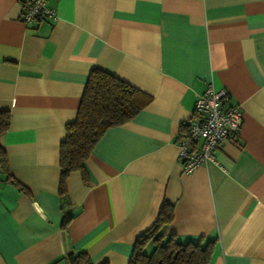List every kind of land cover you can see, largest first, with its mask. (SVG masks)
Segmentation results:
<instances>
[{
	"label": "crops",
	"instance_id": "obj_1",
	"mask_svg": "<svg viewBox=\"0 0 264 264\" xmlns=\"http://www.w3.org/2000/svg\"><path fill=\"white\" fill-rule=\"evenodd\" d=\"M56 20L24 24L0 0V264H128L135 238L173 206L162 234L213 243L208 264H264V0H46ZM151 96L105 130L59 197V143L88 72ZM208 83L243 121L215 161L184 173L176 141ZM22 187V189H21ZM62 208L70 216L62 225Z\"/></svg>",
	"mask_w": 264,
	"mask_h": 264
},
{
	"label": "trees",
	"instance_id": "obj_2",
	"mask_svg": "<svg viewBox=\"0 0 264 264\" xmlns=\"http://www.w3.org/2000/svg\"><path fill=\"white\" fill-rule=\"evenodd\" d=\"M151 96L114 74L98 67L88 72L76 116L66 123L64 138L59 143V197L62 206L68 203L65 179L79 171L88 184L84 161L96 141L111 126L129 121L146 106ZM9 124V113L0 110V132ZM4 159L0 157V167ZM22 189V187H21ZM62 225L69 221L68 211L62 208ZM173 219V206L164 201L153 224L134 240L128 264H208L213 243L201 240L179 242L174 234H162L161 228ZM63 264H93L85 251H69ZM100 264H109L102 262Z\"/></svg>",
	"mask_w": 264,
	"mask_h": 264
},
{
	"label": "built area",
	"instance_id": "obj_3",
	"mask_svg": "<svg viewBox=\"0 0 264 264\" xmlns=\"http://www.w3.org/2000/svg\"><path fill=\"white\" fill-rule=\"evenodd\" d=\"M19 19L24 24L35 23L43 17L56 20L54 9L46 0H19ZM229 93L224 87L208 83L194 104V116L186 132L176 141L177 158L184 173L208 161H215V150L223 138L236 133L243 121L240 104H226ZM1 171V167H0Z\"/></svg>",
	"mask_w": 264,
	"mask_h": 264
}]
</instances>
